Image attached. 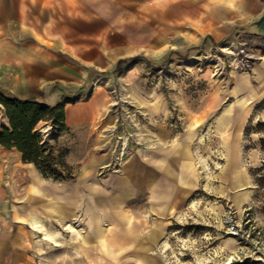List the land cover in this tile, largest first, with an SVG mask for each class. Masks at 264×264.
Returning a JSON list of instances; mask_svg holds the SVG:
<instances>
[{
  "label": "rangeland",
  "instance_id": "obj_1",
  "mask_svg": "<svg viewBox=\"0 0 264 264\" xmlns=\"http://www.w3.org/2000/svg\"><path fill=\"white\" fill-rule=\"evenodd\" d=\"M180 8L179 0H0V92L79 115L62 132L37 125L70 180L45 177L0 146V264L70 259L75 246L52 250L30 226L32 215L56 230L69 210L82 231L108 226L109 246L120 249L118 261L105 256L109 264H264V32L254 26L264 0L221 40H199ZM223 139H236L234 162ZM234 165L243 186L231 185ZM29 169L56 193L40 208L25 206Z\"/></svg>",
  "mask_w": 264,
  "mask_h": 264
},
{
  "label": "bare ground",
  "instance_id": "obj_2",
  "mask_svg": "<svg viewBox=\"0 0 264 264\" xmlns=\"http://www.w3.org/2000/svg\"><path fill=\"white\" fill-rule=\"evenodd\" d=\"M262 94L263 92L259 93L255 97V99H253V101L258 99L259 96ZM253 101L251 100L245 101L246 111L242 115L243 118L241 121V126L243 125L245 121L246 112L249 110ZM74 114L75 113L73 112V110L68 109V111L66 112L67 119L71 121L74 118ZM230 117L231 116L228 114L227 116H225V119L227 120ZM225 124L223 125L224 128H223L222 133L226 132L227 123ZM223 143H225L224 145H226L225 149H226L227 160L234 162L237 158L236 139H232V140L223 139ZM123 151L124 149L119 153V156L123 154ZM235 165L232 167V170H231L232 172H234V175L232 176L231 185L232 187H240L246 183L245 176L243 175L242 170H240L239 166H235ZM0 167L2 171L4 167H2L1 165ZM29 170L30 171H28L27 175L24 177L27 181H30L31 183L29 187L27 188L26 197H25V200H26L25 206H27V208H40L43 206L40 202L43 201L42 197L46 196V192L54 196L56 195V193L50 185L43 183L38 178L34 170L33 171L31 169ZM134 180L136 183L140 182L141 177H136L134 178ZM71 195L72 194H69L68 197H70ZM168 195L170 194L166 192L165 196H168ZM245 199H246V195L242 191L234 195V201L238 209L240 208L241 202L244 201ZM31 211L32 209H30V212ZM167 212L169 214L178 212L176 203L174 201H171V199L169 200V202H167ZM74 216L75 214L71 213V210L59 212L58 219L56 220L58 227L56 230L50 231L42 224V221L38 217L31 215V218H30L31 228L34 231L38 232L39 234H42V238L41 240H39V242L42 241L47 246L51 247L52 250H55L57 248H62L66 251L67 245L71 246L72 244V246H75L74 247L75 249L73 250L72 253L69 252V250H67L69 252L70 259H62L59 262L53 261V263L54 264H71V263L76 262L77 264H109L105 256H110L113 260L118 261V258L116 257V255L119 252L118 250L120 249L111 248L109 246V243L107 241L108 238L106 236V230H108V226H105V229H103L100 226L99 222L97 221L95 222V225L91 227L90 230L82 231L79 225L80 219ZM127 220H128L127 222H129L130 218L128 217ZM24 223L25 221L22 222V224ZM64 232L69 233L71 237L67 239L66 234H64ZM73 234L75 235L74 237H72ZM152 237L153 236L151 234V238ZM60 244H65V247L60 246ZM145 262L146 264H152V260L150 258H147Z\"/></svg>",
  "mask_w": 264,
  "mask_h": 264
},
{
  "label": "trees",
  "instance_id": "obj_3",
  "mask_svg": "<svg viewBox=\"0 0 264 264\" xmlns=\"http://www.w3.org/2000/svg\"><path fill=\"white\" fill-rule=\"evenodd\" d=\"M135 57L118 59L114 71ZM83 87H78L79 93ZM0 109L6 117L7 124L0 125V146L4 149H14L20 154L24 163H30L45 177L54 180H70L71 168L60 160L54 164L46 137L37 129L40 122H49L52 128L62 132L65 126V106L57 103L52 106L44 105L36 97H19L9 93L6 96L0 92Z\"/></svg>",
  "mask_w": 264,
  "mask_h": 264
},
{
  "label": "crops",
  "instance_id": "obj_4",
  "mask_svg": "<svg viewBox=\"0 0 264 264\" xmlns=\"http://www.w3.org/2000/svg\"><path fill=\"white\" fill-rule=\"evenodd\" d=\"M166 4L178 0H165ZM180 18L201 40H221L230 32L253 20L262 9V0H179ZM185 5V6H184ZM79 116L74 114V118ZM65 120L67 121L66 113Z\"/></svg>",
  "mask_w": 264,
  "mask_h": 264
},
{
  "label": "water",
  "instance_id": "obj_5",
  "mask_svg": "<svg viewBox=\"0 0 264 264\" xmlns=\"http://www.w3.org/2000/svg\"><path fill=\"white\" fill-rule=\"evenodd\" d=\"M254 26L258 33L264 32V10L262 14L254 21Z\"/></svg>",
  "mask_w": 264,
  "mask_h": 264
}]
</instances>
